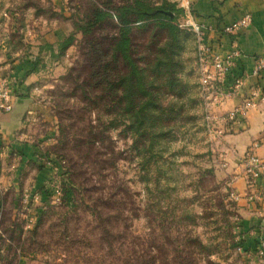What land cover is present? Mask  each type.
I'll return each instance as SVG.
<instances>
[{
	"label": "rangeland",
	"instance_id": "1",
	"mask_svg": "<svg viewBox=\"0 0 264 264\" xmlns=\"http://www.w3.org/2000/svg\"><path fill=\"white\" fill-rule=\"evenodd\" d=\"M140 1L154 10L190 7ZM133 2L0 0L6 52L31 59L30 128L43 161L62 163L70 192L38 210L30 228L20 208L0 212V264L21 256L30 264L249 263L213 158L225 130L210 137L198 102L194 40L161 17L129 14L136 78L116 47L117 8ZM97 10L109 14L88 25ZM0 78L12 104L1 70Z\"/></svg>",
	"mask_w": 264,
	"mask_h": 264
},
{
	"label": "crops",
	"instance_id": "2",
	"mask_svg": "<svg viewBox=\"0 0 264 264\" xmlns=\"http://www.w3.org/2000/svg\"><path fill=\"white\" fill-rule=\"evenodd\" d=\"M190 12L195 20L216 27L222 31L243 13L251 15V24L235 35L217 33L211 42L221 44L223 51L237 43L242 50V58L235 68L236 73H247L243 91L253 85L260 87L261 99L248 112L225 125V133L214 145L213 158L216 172L239 198L234 200L238 215V232L243 252L248 264H264V255L255 250L264 239V166L255 185L247 186L244 177V155L249 145L264 134V70L259 76L253 75L254 61L264 57V0H188ZM0 25V70L6 74L12 89V108L0 110V212H17L20 195L25 191H37L51 174V164L43 161V144L31 130V113L26 98L25 76L31 66L27 56L16 59L6 52ZM235 41V42H234ZM238 98L226 101L223 110L232 109ZM256 154L264 162V143L256 149ZM39 165V167H38ZM252 200H248V196ZM15 264H30L20 257Z\"/></svg>",
	"mask_w": 264,
	"mask_h": 264
},
{
	"label": "built area",
	"instance_id": "3",
	"mask_svg": "<svg viewBox=\"0 0 264 264\" xmlns=\"http://www.w3.org/2000/svg\"><path fill=\"white\" fill-rule=\"evenodd\" d=\"M182 8L184 16L178 21V26L192 32L195 37V67L203 120L210 137L215 138L223 133L227 123L243 117L262 98L258 85H253L247 92L243 91L247 73L235 72L243 55L238 44L233 43L229 49L223 51L221 44L211 42V37L217 33L235 35L239 30L248 27L251 24V15L243 13L219 31L216 27L196 21L187 6ZM263 70L264 57H257L252 74L259 76ZM232 98H238V103L232 109L223 110L226 101ZM11 108L10 90L0 78V110L10 111ZM262 143L264 134L249 145L244 155V177L249 188L255 185L264 166V162L256 154V149ZM47 164H51V174L42 187L37 191H25L20 198L19 215L25 228L35 224L38 210L62 201V163L47 159ZM230 197L234 200L239 198L233 191H230ZM248 200H252L251 195ZM257 247L258 254L264 255V239H261Z\"/></svg>",
	"mask_w": 264,
	"mask_h": 264
},
{
	"label": "trees",
	"instance_id": "4",
	"mask_svg": "<svg viewBox=\"0 0 264 264\" xmlns=\"http://www.w3.org/2000/svg\"><path fill=\"white\" fill-rule=\"evenodd\" d=\"M132 13L136 15L138 18H146L150 16L161 17L166 20L165 25L170 32L176 33L177 31H185L190 34L195 44L194 34L188 31L187 29L180 28L178 26V21H180V19L184 16V11L181 8L175 10L169 7H165L154 10V9H150L146 4H144L140 0H134L133 4L131 5L117 8V17L120 20V38L118 39L116 47L121 53L124 61H126L127 64L130 66L131 73L136 78H139V72L129 55L128 21L125 19L129 14ZM108 14L109 13H106L103 10L95 11L94 17L88 25H94L101 22L106 16H108ZM70 41L71 39L67 38L66 40L58 43L59 49H63V47L69 44ZM197 96H198V102L201 106V101L198 93V83H197ZM62 188H63V196H62V201H63L65 196H69L70 192L66 191L67 186L64 184V181H62Z\"/></svg>",
	"mask_w": 264,
	"mask_h": 264
},
{
	"label": "water",
	"instance_id": "5",
	"mask_svg": "<svg viewBox=\"0 0 264 264\" xmlns=\"http://www.w3.org/2000/svg\"><path fill=\"white\" fill-rule=\"evenodd\" d=\"M63 179H64V180H66V179H67V177H66V176H63Z\"/></svg>",
	"mask_w": 264,
	"mask_h": 264
}]
</instances>
